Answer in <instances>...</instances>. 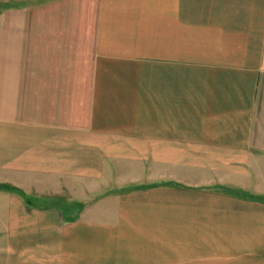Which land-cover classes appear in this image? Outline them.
<instances>
[{
  "label": "crops",
  "instance_id": "crops-1",
  "mask_svg": "<svg viewBox=\"0 0 264 264\" xmlns=\"http://www.w3.org/2000/svg\"><path fill=\"white\" fill-rule=\"evenodd\" d=\"M0 184L2 264H264V0L3 9Z\"/></svg>",
  "mask_w": 264,
  "mask_h": 264
},
{
  "label": "rangeland",
  "instance_id": "rangeland-1",
  "mask_svg": "<svg viewBox=\"0 0 264 264\" xmlns=\"http://www.w3.org/2000/svg\"><path fill=\"white\" fill-rule=\"evenodd\" d=\"M38 0H0V14L3 9L5 8H12V7H23L25 5L32 4L33 2ZM247 194V193H246ZM0 255V264H2Z\"/></svg>",
  "mask_w": 264,
  "mask_h": 264
},
{
  "label": "trees",
  "instance_id": "trees-1",
  "mask_svg": "<svg viewBox=\"0 0 264 264\" xmlns=\"http://www.w3.org/2000/svg\"><path fill=\"white\" fill-rule=\"evenodd\" d=\"M6 187L5 185L0 184V188Z\"/></svg>",
  "mask_w": 264,
  "mask_h": 264
}]
</instances>
